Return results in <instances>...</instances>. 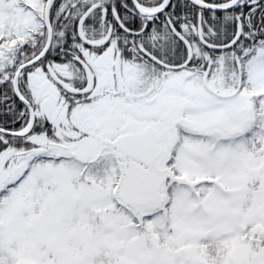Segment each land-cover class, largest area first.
Listing matches in <instances>:
<instances>
[{
  "label": "snow or ice",
  "instance_id": "snow-or-ice-1",
  "mask_svg": "<svg viewBox=\"0 0 264 264\" xmlns=\"http://www.w3.org/2000/svg\"><path fill=\"white\" fill-rule=\"evenodd\" d=\"M0 264H264V0H0Z\"/></svg>",
  "mask_w": 264,
  "mask_h": 264
}]
</instances>
